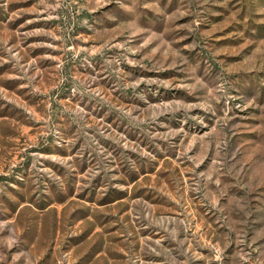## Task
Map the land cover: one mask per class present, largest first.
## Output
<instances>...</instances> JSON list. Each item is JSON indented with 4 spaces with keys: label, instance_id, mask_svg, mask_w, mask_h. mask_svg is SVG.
<instances>
[{
    "label": "rangeland",
    "instance_id": "rangeland-1",
    "mask_svg": "<svg viewBox=\"0 0 264 264\" xmlns=\"http://www.w3.org/2000/svg\"><path fill=\"white\" fill-rule=\"evenodd\" d=\"M0 264H264V0H0Z\"/></svg>",
    "mask_w": 264,
    "mask_h": 264
}]
</instances>
